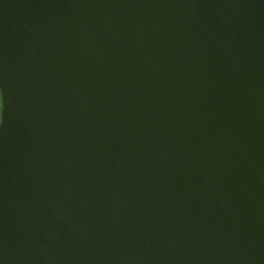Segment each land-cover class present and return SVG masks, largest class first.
Returning <instances> with one entry per match:
<instances>
[{
    "label": "water",
    "instance_id": "95a60500",
    "mask_svg": "<svg viewBox=\"0 0 264 264\" xmlns=\"http://www.w3.org/2000/svg\"><path fill=\"white\" fill-rule=\"evenodd\" d=\"M0 264H264V0H0Z\"/></svg>",
    "mask_w": 264,
    "mask_h": 264
},
{
    "label": "snow or ice",
    "instance_id": "6c2138e0",
    "mask_svg": "<svg viewBox=\"0 0 264 264\" xmlns=\"http://www.w3.org/2000/svg\"><path fill=\"white\" fill-rule=\"evenodd\" d=\"M0 95H2V94H0ZM3 96V95H2ZM3 121L2 120H0V123H2Z\"/></svg>",
    "mask_w": 264,
    "mask_h": 264
}]
</instances>
